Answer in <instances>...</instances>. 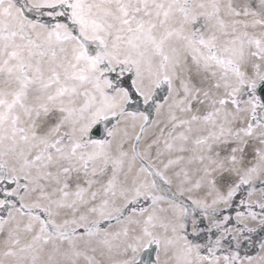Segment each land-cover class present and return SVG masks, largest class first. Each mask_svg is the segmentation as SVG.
Instances as JSON below:
<instances>
[{
    "label": "snow or ice",
    "instance_id": "1",
    "mask_svg": "<svg viewBox=\"0 0 264 264\" xmlns=\"http://www.w3.org/2000/svg\"><path fill=\"white\" fill-rule=\"evenodd\" d=\"M0 264H264V0H0Z\"/></svg>",
    "mask_w": 264,
    "mask_h": 264
}]
</instances>
